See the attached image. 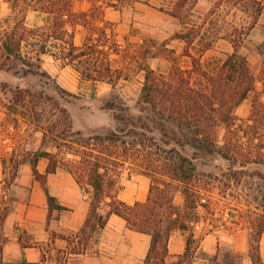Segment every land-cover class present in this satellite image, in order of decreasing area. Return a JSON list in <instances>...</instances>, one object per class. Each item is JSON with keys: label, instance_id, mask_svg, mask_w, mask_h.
<instances>
[{"label": "trees", "instance_id": "obj_1", "mask_svg": "<svg viewBox=\"0 0 264 264\" xmlns=\"http://www.w3.org/2000/svg\"><path fill=\"white\" fill-rule=\"evenodd\" d=\"M74 1L30 0L28 6L46 14V22L29 27L22 17L14 22L13 29L0 32V46L4 48L0 53V68L21 64L23 75L32 72L37 77L51 79L42 66L43 56L49 55L75 69L81 81L93 86L106 81L115 88L119 79L128 76L133 60L139 56L143 59L138 65L144 77L137 105H145L147 109L136 114V121L93 131L76 141L64 137L63 144L74 157L65 159L62 165L91 193L79 237L86 243L99 233L111 214H118L131 229L150 236L143 264H190L199 244L193 229L201 220H206L207 214L214 212L216 190L221 184L225 189L238 184L246 190L247 200L257 203L255 209H248L252 229L249 253L254 264H264L258 254L259 238L264 232V37L254 43L262 57L258 76L252 71L244 47L245 42L251 41L250 30L261 14V1L256 13L251 15L248 31L228 35L233 50L214 66L202 60V53L212 43L204 36L207 28L204 30L203 24L189 22L196 14L197 0H170L163 9L185 25L184 31L172 36L184 44L179 52L175 46L157 43L155 39H150L148 46L146 39L129 46L121 44L113 21L106 16V9L117 6L118 0H88L90 6L81 11L74 10ZM242 10L246 12L248 8L243 5ZM77 24L86 31L80 44L75 42ZM28 40H33L29 41L33 55L23 51L22 44ZM113 53L120 55L121 65L113 66ZM183 56L190 58L188 66L182 64ZM149 57L170 61V68L161 71L152 67L146 62ZM258 81L262 84L261 90ZM2 88L13 94L14 102H24L30 95L28 89L19 86ZM248 97H251L250 112L241 120L236 109ZM103 105L107 110L118 106L114 99L105 100ZM60 147L57 145L54 152L43 149L34 154L29 162L35 177H46V173L56 170L59 163L55 158ZM41 156L48 158L44 174L37 169ZM213 162L212 172L216 173L208 172V177H201L200 163ZM125 165L149 176L145 201L130 204L119 197ZM19 166L13 165V177ZM252 169L259 177H245ZM177 192L182 193L181 202L175 199ZM55 206L62 208L57 203ZM175 229L188 232L187 243L182 255L168 261V241ZM219 251L211 256L212 264H241V255L231 248L223 247L222 257Z\"/></svg>", "mask_w": 264, "mask_h": 264}, {"label": "rangeland", "instance_id": "obj_2", "mask_svg": "<svg viewBox=\"0 0 264 264\" xmlns=\"http://www.w3.org/2000/svg\"><path fill=\"white\" fill-rule=\"evenodd\" d=\"M76 1V0H75ZM197 0L196 14L191 16L189 22L203 24L207 28L205 37L211 41V46L202 53V60L209 66H214L217 61L224 58L226 53L233 50L232 44L227 39L231 33L248 31L251 23V15L255 14L262 3V10L254 27L250 30L251 41L245 42V50L251 64L253 73L258 76L261 69V55L255 50L254 43L264 37V0ZM170 0H118L115 7L106 9V16L113 21L116 38L124 46H129L146 39V45H150V39L157 43L167 42L168 46H175L178 51L183 48V42L172 39L179 31L185 30V25L177 17L166 13L163 9L168 7ZM30 0H0V32L13 29L14 22L24 18L29 27L43 25L47 15L34 11L28 6ZM243 5L248 8L245 12ZM74 10L78 11L81 5L74 4ZM77 26V25H76ZM202 29V30H203ZM86 34L85 29L78 30L75 27V40L78 44L81 36ZM28 42H23V51L33 55L34 51ZM198 42V37L195 43ZM4 48L0 46V53ZM197 53V51H194ZM113 66L121 65V57L113 53L111 55ZM137 61V62H136ZM141 57H136L130 64L129 74L116 82L115 88L110 83L97 82L93 86L90 82L81 81L78 72L69 65H62L49 55L43 56L42 66L51 75V79L40 78L35 73L28 72L23 75L21 64H14L8 68H0V153L3 155L5 172L4 177H13L15 163L30 161L37 151L50 149L58 150L59 165L67 158L74 155L68 152L63 144L64 137L72 140L78 139L93 131H104L116 124L136 121L139 111L147 109L145 105H137V99L143 82L144 71L138 67ZM152 67L167 71L170 61L160 57L146 59ZM181 62L184 66L190 64V58L183 56ZM11 63V62H10ZM19 69L18 73L15 72ZM35 70V68H34ZM33 70V71H34ZM19 86L28 89L30 95L22 100H11L13 94L2 87ZM258 88L262 89L260 81ZM58 87L74 93L68 95ZM264 97V91L262 92ZM114 99L117 107L107 110L103 103L105 100ZM251 97L245 99L236 109L241 120H244L250 112ZM142 123V121L140 122ZM80 132L81 134L76 133ZM45 133V137L43 139ZM224 133L220 130V136ZM76 141V140H75ZM63 144V145H62ZM163 147H167L161 145ZM11 147V149H8ZM9 159L8 163H5ZM208 162V161H207ZM213 163H200V176L208 177L207 173L214 171ZM63 166V165H62ZM66 168V167H65ZM255 170H250L249 176L259 177ZM213 174L216 172H212ZM122 177H147L130 165L122 168ZM241 185L232 184L229 188L216 190L217 204H214V212L206 215V220H201L200 231L207 229L218 231L221 234L233 236L239 231L247 233L251 238V225L248 222V209H255L257 203L250 202L245 196V189ZM225 189V190H224ZM257 195V191H254ZM182 193L177 192L175 199L182 201ZM223 247H227L223 245Z\"/></svg>", "mask_w": 264, "mask_h": 264}, {"label": "crops", "instance_id": "obj_3", "mask_svg": "<svg viewBox=\"0 0 264 264\" xmlns=\"http://www.w3.org/2000/svg\"><path fill=\"white\" fill-rule=\"evenodd\" d=\"M78 3L81 5L78 11L90 6L88 0L74 1L75 5ZM76 29L84 27L77 24ZM82 37L80 43L85 35ZM77 38L76 34L75 40ZM8 162L9 159L5 161ZM3 164L0 153V264H143L150 236L131 229L118 214H111L99 233L86 243L79 237L91 193L81 187L67 168L58 165L54 172L46 173L48 158L41 156L37 169L46 173V177H35L28 161L20 164L16 177H4ZM121 185L118 195L125 202L146 200L147 177H122ZM56 203L62 208L55 206ZM193 233L199 244L190 264H212L210 258L219 247V257L223 256V245L241 255V264H254L247 233L239 231L228 236L214 230L203 232L199 224ZM187 235L182 229L171 232L168 261L184 253ZM258 254L264 262V232L259 238Z\"/></svg>", "mask_w": 264, "mask_h": 264}]
</instances>
